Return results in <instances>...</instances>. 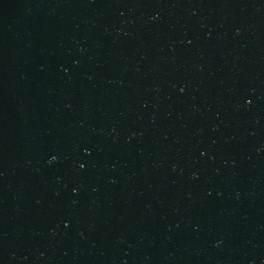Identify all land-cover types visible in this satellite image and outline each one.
<instances>
[{
	"label": "water",
	"instance_id": "water-1",
	"mask_svg": "<svg viewBox=\"0 0 264 264\" xmlns=\"http://www.w3.org/2000/svg\"><path fill=\"white\" fill-rule=\"evenodd\" d=\"M0 264H264V0H0Z\"/></svg>",
	"mask_w": 264,
	"mask_h": 264
}]
</instances>
